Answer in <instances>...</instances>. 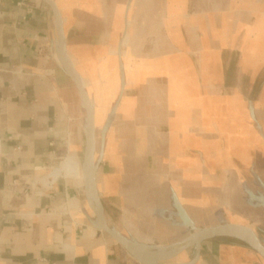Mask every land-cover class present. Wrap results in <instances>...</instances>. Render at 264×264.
I'll return each mask as SVG.
<instances>
[{"label":"crops","instance_id":"obj_1","mask_svg":"<svg viewBox=\"0 0 264 264\" xmlns=\"http://www.w3.org/2000/svg\"><path fill=\"white\" fill-rule=\"evenodd\" d=\"M48 2L0 0V264H264L236 234L173 254L264 247V0ZM90 145L99 211L51 176Z\"/></svg>","mask_w":264,"mask_h":264},{"label":"bare ground","instance_id":"obj_2","mask_svg":"<svg viewBox=\"0 0 264 264\" xmlns=\"http://www.w3.org/2000/svg\"><path fill=\"white\" fill-rule=\"evenodd\" d=\"M57 27L58 26H56V28ZM58 29H59V27L57 28V30ZM55 59L57 62H60L73 77H75L74 79H76V81L82 87L83 84H82L81 80L74 73L72 66L70 65V62H68V60H67L68 58L64 54L62 43L57 44V48H56V52H55ZM80 97H81V101H80V99H78V108H77L76 112L74 113V117L76 118L74 128H75V132L77 133V139L78 140H79V138H81V134H80L81 128L85 132V135L87 133H89V138H92L91 137L92 136L91 135L92 134L91 113H90L89 107H88L84 97L81 94H80ZM70 149H71V154H70L69 160L66 161V163H64V166L61 169L54 171L51 176L57 177V176L61 175V176L69 177V178L73 179L76 182L77 186L79 187V191L81 193H83V186L85 185V192H86V195L88 197L90 204L93 206V208L98 210V208L100 206L98 207L99 203L97 204L94 186H93L92 147H91V145L89 146L87 153H85L86 156L84 157V159L81 158L79 156V154L74 150V146H70ZM142 258H145L148 261L156 260L155 256H151V257L144 256ZM157 259H159V258L157 257Z\"/></svg>","mask_w":264,"mask_h":264},{"label":"water","instance_id":"obj_3","mask_svg":"<svg viewBox=\"0 0 264 264\" xmlns=\"http://www.w3.org/2000/svg\"><path fill=\"white\" fill-rule=\"evenodd\" d=\"M47 4L50 5L48 0H45ZM75 81V84L79 90V93L84 97L82 87L79 85V83ZM85 99V97H84ZM99 226L103 232H105L107 235L112 237L114 240H116L118 243L123 245L131 254H133L136 257L142 258L144 255L140 254L137 252L135 249L131 248L130 246L126 245L123 241H121L117 235H115L112 231L107 229L103 223L100 221L99 215L96 213ZM225 234H236L240 235L245 239V241L252 247L263 259H264V247L261 245L259 240L256 238V236L248 229L243 228V227H237V226H221V227H216L212 229H207L204 231H201L197 235L193 236L191 239L183 243L177 251H175L173 254H176L177 252H180L182 250H185L189 247L192 246H199L201 242L211 239L213 237L219 236V235H225Z\"/></svg>","mask_w":264,"mask_h":264},{"label":"rangeland","instance_id":"obj_4","mask_svg":"<svg viewBox=\"0 0 264 264\" xmlns=\"http://www.w3.org/2000/svg\"><path fill=\"white\" fill-rule=\"evenodd\" d=\"M63 166H64V164H62L61 168H62ZM61 168H60V169H61ZM57 170H59V169H57Z\"/></svg>","mask_w":264,"mask_h":264}]
</instances>
